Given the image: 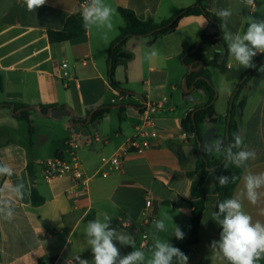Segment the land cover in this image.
Here are the masks:
<instances>
[{"label":"crops","instance_id":"1","mask_svg":"<svg viewBox=\"0 0 264 264\" xmlns=\"http://www.w3.org/2000/svg\"><path fill=\"white\" fill-rule=\"evenodd\" d=\"M195 2L105 0L114 9L111 31L94 27L81 39L53 45L48 41L47 32L62 30L67 18L80 11L79 0H46L35 11H29L24 0H0V158L10 164L15 173L11 177H0V187L23 180L30 193L23 200H14L11 221L0 217V264H40L49 258H55L53 264H75L77 255L94 264L85 236L87 218L91 214L102 219L107 213L112 217L110 224L117 226L118 232L130 234L134 245L143 251L152 249L154 235L168 238L178 248L190 237L192 223L188 203L193 197L188 173L195 169L198 156L196 139L183 131L181 121L190 109L205 103L206 97L199 93L201 99L181 105L184 109L179 113L175 106L167 105L170 92L172 100L188 71L181 56L204 32L211 30V21L204 16L186 17L175 31L162 37H133L127 41L126 50L133 53L134 58L127 67L120 66L115 72L117 76L119 68L124 69V77L116 81L122 89L133 94L122 100L125 105L123 120H120L115 103L119 93L111 87L107 76L108 52L124 24L119 8L133 10L141 19L151 18L158 23ZM204 5L214 14L219 9H231L226 30L234 34L246 31L247 18L264 20V0H257L254 6H247L245 0H204ZM152 51L158 55L149 60L146 54ZM69 59H74L73 65ZM65 61L74 77L67 87L59 78ZM248 69L239 66L225 93L227 99H231ZM186 93L184 91L183 101L192 98ZM240 100L245 106L243 111L237 112L239 135L243 147L256 152V159L249 160L247 167L241 168L243 177L247 172H264V65L242 88ZM145 101L160 104L157 119L162 129L157 139L149 150L130 154L122 172L103 175L101 158L114 154L135 133ZM4 104H24L38 110L41 105L48 108L68 106L74 112L75 125L70 124V117H42L36 110L29 109L30 135L28 124L17 118L20 113H15L16 107L12 109ZM105 106H112L109 114L91 124L92 111ZM215 138L216 135L213 140ZM71 142L78 147L69 146ZM43 156L77 158L82 164L85 182L71 177L45 181L37 170V163ZM211 157H214L213 151ZM242 188L241 178L233 197ZM205 189L206 208L200 239L187 256L188 264H227L221 254L210 248L211 242L218 240V224L211 219V212L219 202L210 175ZM34 191L44 199L43 203L33 204ZM148 194L154 197L146 211ZM243 208L253 222L264 223V196L255 205L243 200ZM165 211H170L173 223L185 233L183 240L171 236V222L168 232L155 233L152 221ZM143 242H147V247H141ZM114 243L122 256L133 251L131 245ZM257 264H264V257Z\"/></svg>","mask_w":264,"mask_h":264},{"label":"clouds","instance_id":"2","mask_svg":"<svg viewBox=\"0 0 264 264\" xmlns=\"http://www.w3.org/2000/svg\"><path fill=\"white\" fill-rule=\"evenodd\" d=\"M24 3L29 11H35L43 6L46 0H24ZM245 4L252 6L254 0H245ZM113 15L114 9L105 3V0H87L81 11L83 27L86 31L94 27L111 31ZM216 16L224 21L221 24L222 39L227 43L229 55L240 67L255 68L253 58L258 53L264 54V20H258L255 17L247 18L246 31L243 34H234L226 30L232 10L219 9ZM205 23L206 20L203 24ZM104 38L107 39V33ZM157 55L156 51L146 54L149 60ZM233 140L234 142L227 145L217 140L210 145V148L223 156L226 167L231 164L236 168H246L249 160L256 159V152L243 147L242 137L238 133L234 135ZM14 174L10 164L0 162V177H11ZM208 174L221 187L230 182L235 183L237 179L226 175H216L214 168L210 169ZM242 180L241 192L236 197L217 202L211 212V219L222 230L219 239L213 240L210 248L221 254L228 264H257V261L264 257V223L253 222L252 217L244 211L243 200L246 199L255 205L264 196V192L260 191L264 189V172H247ZM27 194L30 193L23 180L11 186L0 187V217L11 221L15 212L14 200H23ZM111 220L112 217L104 213L102 219L98 217L86 225L85 236L93 254L94 264H173L174 259L177 264H188L187 255L180 248L173 246L168 238H161L159 235H154L151 255L146 257L143 250L135 247L130 234L118 232L110 226ZM169 222L173 225L171 236H175L177 240H183L185 233L173 223L170 211L161 213L159 218L152 221L155 233L168 232ZM114 241H118L120 245H131L134 250L122 256ZM74 262L89 264V260L82 259L79 255L74 257Z\"/></svg>","mask_w":264,"mask_h":264},{"label":"trees","instance_id":"3","mask_svg":"<svg viewBox=\"0 0 264 264\" xmlns=\"http://www.w3.org/2000/svg\"><path fill=\"white\" fill-rule=\"evenodd\" d=\"M119 13L123 18L124 24L119 29L118 37L112 42L108 52V76L111 87L118 91L119 98L122 100L126 97H131L133 94L121 88V84L115 80V72L119 66L127 67L129 61L134 58L133 53L126 50L127 41L133 37L136 38H158L162 37L170 32L175 31L182 19L191 16H204L211 21L212 27H214L216 33L213 34L210 31H206L201 35L199 41L187 50L182 56L181 60L188 71L185 75V79L188 82L187 89L192 90L187 92L186 95L190 96L194 92L203 94L206 97V102L200 104L197 107L190 109L181 121V128L186 133L193 135L196 139L195 149L198 156L196 167L193 171L188 173V177L192 181L191 183V195L193 200L188 203L191 211V235L182 244L180 249L188 256L193 245L199 243V230L201 220L206 208V189L205 182L209 176L208 172L210 169L216 170V175H226L236 177L235 183L230 182L228 185L221 187L213 179L212 181L218 194L219 201L227 198H233L235 190L241 181L243 170L236 168L234 165L225 164L224 158L221 155L218 158H203L202 150L198 145L197 138L201 139L203 131L201 126L206 122L207 118L216 113L215 102L217 98L216 88L210 77V68L224 69L229 65V53L226 42L222 39L223 32L221 29L222 21L216 14L208 11L205 8L204 0H196V2L178 13L173 17L163 20L161 22H155L153 19H141L133 10L119 8ZM82 24L81 11L69 16L65 22L64 28L60 31L49 30L47 32L48 41L50 44H63L66 42L81 39L87 35ZM253 61L256 65L255 68H249L241 77V80L234 90L232 97L233 109L232 117L228 122V112L225 120V125L229 129L228 135H225L224 144L227 145L230 142H234L233 138L235 134H239L237 112L238 110L243 111L245 102L240 100V93L242 88L249 81L251 76L264 65V54H257ZM202 64V67L197 71L189 73V69L197 68ZM243 80V81H242ZM5 107L12 106L11 104H4ZM16 110L29 108L24 104H15ZM120 120H123L122 114L125 111V105H118ZM112 106H105L98 108L91 113L90 123H98L103 120L106 115L111 111ZM40 110L46 113L48 110L47 106L41 105ZM18 119L25 121L29 126V133L32 135V121L28 110L22 111L18 116ZM228 137V139H227ZM236 151V149H234ZM59 157V156H58ZM0 162L1 158H0ZM32 202L34 205H38L44 202V199L34 191L32 194ZM95 215L91 214L87 220H94ZM114 229L117 226L110 224ZM221 228L218 225V239L221 232ZM1 239V234H0ZM128 254L127 252L124 254ZM225 260V259H224ZM55 258H49L48 260H42L40 264H53ZM228 264V262L225 260ZM173 264H177L174 259Z\"/></svg>","mask_w":264,"mask_h":264},{"label":"built area","instance_id":"4","mask_svg":"<svg viewBox=\"0 0 264 264\" xmlns=\"http://www.w3.org/2000/svg\"><path fill=\"white\" fill-rule=\"evenodd\" d=\"M80 11L84 7L87 0H79ZM257 0H254V6ZM229 66V65H228ZM68 69V63L65 61L62 64L59 75L63 86H68L69 82L74 78ZM122 100L121 98H119ZM160 111V104L152 101H145L141 111L139 122L136 125L135 133L127 138L124 143L111 156H103L101 158L104 171L103 175L112 173H120L124 169L125 159L133 153H140L149 150L153 146V142L157 139L159 131L162 129L161 124L157 119ZM99 141V137H96ZM72 148H77L78 145L74 142L69 143ZM37 165L40 167L41 177L52 182L58 178L71 177L78 182H85L86 177L83 172L82 164L77 158L65 159L62 157H54L39 161ZM153 194H148L146 211H149ZM142 248L147 247V242L141 244Z\"/></svg>","mask_w":264,"mask_h":264},{"label":"rangeland","instance_id":"5","mask_svg":"<svg viewBox=\"0 0 264 264\" xmlns=\"http://www.w3.org/2000/svg\"><path fill=\"white\" fill-rule=\"evenodd\" d=\"M262 16L264 19V8L262 11ZM211 28H212V26H211ZM210 32H211V30H210ZM235 62L236 61L234 60V58L229 56L230 67L227 66L224 69H218V68H210L209 69L211 80H212V82L216 88V92H217V98H216L217 100L215 102L216 113L214 115L209 116L207 118L206 122L201 126V128H202L203 133L208 132L210 130L214 131L216 138L213 140L212 144L217 140L223 141V143H224L225 135H227V127L225 125V120H226V115L228 112L230 100L226 98L227 96H225V93L229 89V87L231 85L230 83L234 79V76L237 73V70L239 69V66H237L235 64ZM69 63H70V65H73L74 59H69ZM123 75H124V69L121 67L118 70V75L115 76V80L116 79H122L124 77ZM107 78L109 79V76H107ZM184 91H185L184 83H182L180 88H179V91L173 93V99L172 100L170 98V95L172 92H170V94L168 96L169 104L167 105V107L175 106V108H177V112L179 113L180 111H182L184 109V108H180L181 105H184L186 102L188 104H193L192 102L196 103L198 100L201 99V96L199 95V93L194 92L191 95L192 98H188L186 101H183ZM127 102L128 101H126V103ZM115 103H116V105H124V102L122 100H120L118 97H115ZM25 126H26V124H25ZM219 154L220 153L213 151L214 157H218ZM46 159H48V158L46 156H43L42 160H46ZM37 170L41 174L40 167L39 168L37 167ZM135 247L137 249H139L136 244H135ZM144 252L146 254V257L151 255V250H145Z\"/></svg>","mask_w":264,"mask_h":264},{"label":"water","instance_id":"6","mask_svg":"<svg viewBox=\"0 0 264 264\" xmlns=\"http://www.w3.org/2000/svg\"><path fill=\"white\" fill-rule=\"evenodd\" d=\"M211 33L215 34L216 31L215 29L212 27L211 28ZM202 67V64L197 67V68H190L189 69V73H192L194 71H197L198 69H200ZM243 81V80H242ZM187 86H188V82L186 81V79L184 80V89L186 92H190L192 90L191 89H187ZM233 99L234 97H232L230 99V102H229V112H228V122H230L231 120V117H232V109H233ZM15 106H12V109H14ZM29 109H34L38 112V114L42 117H53V118H56V119H59V118H62V117H70L71 119V125H75L73 119H74V112L73 110L68 107V106H65V107H56V108H48L47 112L46 113H43L41 112L40 110H38V108L36 107H29V108H24V109H21V110H18L16 113H21L22 111L24 110H29ZM228 132H229V129L227 128V135H228ZM215 137V133L213 130H210L208 132H205L202 134L201 136V139H199V137L197 138L198 140V145L200 147V149L202 150V153H203V158H211L212 156V150L210 148V145H211V141L213 140V138ZM228 139V137H227ZM206 156V157H205ZM225 161V160H224Z\"/></svg>","mask_w":264,"mask_h":264}]
</instances>
